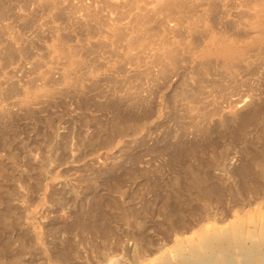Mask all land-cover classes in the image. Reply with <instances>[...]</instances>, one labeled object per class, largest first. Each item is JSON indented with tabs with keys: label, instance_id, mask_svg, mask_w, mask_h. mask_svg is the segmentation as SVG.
<instances>
[{
	"label": "rangeland",
	"instance_id": "374dc122",
	"mask_svg": "<svg viewBox=\"0 0 264 264\" xmlns=\"http://www.w3.org/2000/svg\"><path fill=\"white\" fill-rule=\"evenodd\" d=\"M122 1L0 0V264H264L259 0Z\"/></svg>",
	"mask_w": 264,
	"mask_h": 264
},
{
	"label": "bare ground",
	"instance_id": "6f19581e",
	"mask_svg": "<svg viewBox=\"0 0 264 264\" xmlns=\"http://www.w3.org/2000/svg\"><path fill=\"white\" fill-rule=\"evenodd\" d=\"M47 1V0H46ZM49 1V0H48ZM116 0H104V2L105 3H107V4H113V5H115V4H118L117 2H115ZM122 0H120V2H121ZM131 1V0H130ZM144 1V0H143ZM148 1H150V0H148ZM157 3H159L160 4V2H163L164 3V6H163V11L162 12H164L165 11V15H166V12H168L169 13V15L171 16H173V14H174V16L176 17V12L178 11V9L180 8V6H181V0H155ZM184 1V0H183ZM190 1H192L191 2V4L193 3V1L194 0H190ZM123 2V1H122ZM126 2H127V0H126ZM125 2V3H126ZM226 2V1H225ZM137 3V2H136ZM139 3V2H138ZM136 4L137 6L136 7H139V4ZM145 3V2H144ZM124 4V3H123ZM133 4H135V2L134 3H132L131 5H133ZM150 4H152V2L150 3ZM162 4V3H161ZM195 4V3H194ZM221 4V3H220ZM142 5V4H141ZM147 5H148V3H147ZM154 5H157V4H154ZM87 6V5H86ZM126 6V5H125ZM129 6V5H128ZM133 6H135V5H133ZM149 6V5H148ZM151 6H153V5H151ZM161 6V5H160ZM196 6V5H195ZM156 7H158L159 8V5L158 6H156ZM156 7H153V9L154 8H156ZM184 7V6H183ZM86 8H88V7H86ZM85 8V9H86ZM110 8V7H109ZM132 8V7H131ZM146 8H149V7H146ZM161 8V7H160ZM187 8V7H186ZM191 8H193V7H191ZM152 9V10H153ZM253 9V8H252ZM118 10H120V9H118ZM121 10H123V9H121ZM132 10H133V8H132ZM135 10V9H134ZM151 9H149L148 11H150ZM181 10H184V9H181ZM192 10V9H191ZM95 11V10H94ZM130 11V10H129ZM146 11V10H145ZM180 11V10H179ZM83 12V11H82ZM112 12V11H111ZM85 13V12H84ZM87 13H88V11H87ZM121 13V12H120ZM183 13V12H182ZM182 13H181V16H182ZM90 14V13H89ZM88 14V15H89ZM91 14H94V13H91ZM153 14H154V12H153ZM161 14V13H160ZM179 14V13H178ZM124 15V14H123ZM149 15H150V13H149ZM162 15V14H161ZM186 15V14H185ZM253 15V14H252ZM94 17H95V15H93ZM115 16V15H114ZM160 16V15H159ZM179 16H180V14H179ZM178 16V17H179ZM181 16H180V18H181ZM124 17H126V15L124 16ZM132 20H133V22H134V24L136 25L135 27H134V29H135V34H131L130 32L128 33V34H131L132 36H133V39H132V42H130L131 44H132V46L134 45L135 47H136V49H138L140 52L142 51H144V52H146L145 50L147 49H149V48H151V47H149V45L147 46L146 45V43H144L143 42V40L141 39V38H139L138 37V35L136 34V33H138V30H140V26L142 25V22H143V20H142V15H140V14H133L132 16ZM130 17V18H131ZM156 17V16H155ZM89 18V17H88ZM92 18V17H91ZM149 18V17H148ZM154 18V17H153ZM174 18V17H173ZM99 19V18H98ZM126 19H127V17H126ZM125 19V20H126ZM156 19V18H155ZM158 19V18H157ZM165 20H166V18H164ZM253 19H254V21H253V23H254V28H257L258 30H263L264 29V0H259V2L257 1V3L255 4V6H254V15H253ZM146 20V19H145ZM168 20V19H167ZM178 20H179V18H178ZM131 21V20H130ZM147 21V20H146ZM170 21V20H169ZM126 23V22H125ZM127 23H128V21H127ZM131 23V22H130ZM170 23V22H169ZM147 24V23H146ZM172 24H173V22H172ZM133 25V24H132ZM253 25V24H252ZM130 26V25H129ZM172 26V25H171ZM186 26H187V24H186ZM125 27V26H124ZM127 27H128V25H127ZM126 27V28H127ZM170 27V26H169ZM118 28V27H117ZM126 28H124V30L126 29ZM146 28H147V25H146ZM162 28V27H161ZM168 28V27H167ZM128 29V28H127ZM171 29V28H170ZM169 29V31H171ZM175 29V28H174ZM173 29V30H174ZM181 29V28H180ZM204 29V28H203ZM166 30V29H165ZM115 31V30H114ZM120 31V30H119ZM132 31V30H131ZM168 31V30H167ZM123 32V31H122ZM126 32V31H125ZM115 33V32H114ZM118 34V33H117ZM139 34H142V32L141 33H139ZM143 34H145V33H143ZM148 34V33H147ZM149 34H150V31H149ZM154 34V33H153ZM110 35V34H109ZM122 36V35H121ZM131 36V37H132ZM143 36V35H142ZM128 37V36H127ZM154 37V36H153ZM119 38V37H118ZM128 38H130V35H129V37ZM128 38H127V40H128ZM145 38V37H144ZM151 38V37H150ZM216 38V37H215ZM218 38V37H217ZM146 39V38H145ZM160 39V38H159ZM221 39H223V38H221ZM221 39H213L212 40V45H211V47L209 48V49H207V48H205V49H207L206 50V52H203V54H202V57H208V56H214L215 58H217V59H219L220 61H221V65L224 67V68H229L230 67V65H231V63L232 62H234V61H238V60H241V59H243L244 58V56H246V52H245V49L243 48V47H238L237 45H235V44H231V43H228V42H226V41H224V40H221ZM156 40V39H155ZM227 40V39H226ZM113 41V40H112ZM151 41V40H150ZM153 41H154V39H153ZM153 41H151V42H153ZM161 41V40H160ZM163 41V40H162ZM127 42V41H126ZM164 42H166V41H164ZM172 43V42H171ZM235 43V42H234ZM264 43V40L263 39H258V40H256V42L254 43V44H263ZM122 44V43H121ZM149 44V43H148ZM159 44V43H158ZM161 44V43H160ZM166 44V43H165ZM165 44H161V45H165ZM151 46V45H150ZM149 47V48H148ZM155 47V46H154ZM156 48V47H155ZM158 50H156V54L158 55L157 57V59H159V61H160V58H162V57H170V55L173 53L172 51L173 50H171V48H169V47H167V48H165V47H158L157 48ZM172 49H173V47H172ZM153 50L155 51V49L153 48ZM132 51V50H131ZM60 52V54L61 55H69V54H66L64 51H59ZM64 52V53H63ZM126 52V51H125ZM130 52V51H129ZM152 52V51H151ZM154 53V52H153ZM166 53H167V55H166ZM136 55V54H135ZM70 56V55H69ZM153 59V58H152ZM151 62V61H150ZM72 64L74 65V63H73V61H72ZM160 64V63H159ZM162 64V63H161ZM148 66V65H147ZM39 91V90H38ZM205 91V90H204ZM45 92V91H44ZM42 93V92H41ZM224 94V93H223ZM239 216V215H238ZM247 221L248 222H252V223H257L258 224V227H259V232L260 233H258L260 236H262L263 238H264V233H263V231H264V216L263 215H261V214H255V215H253V216H251L249 219H247ZM232 225V227H231V233H232V235H233V237H235V238H238V237H240V236H242V235H244L245 234V232L243 231V230H241V228H240V226H241V223L240 222H238L237 221V223L235 222L234 224L233 223H231ZM244 224V223H243ZM247 226V225H246ZM254 226V225H253ZM256 226V225H255ZM262 227V228H261ZM257 228V227H256ZM245 229H246V227H245ZM257 230V229H256ZM215 231V230H214ZM199 233V232H198ZM216 232H214V233H210V234H208V233H204V232H200L198 235V237H199V241L194 245L195 247H191L190 249H192V251L195 253V254H198L200 251H201V248H203V245L205 244V241H207V240H209L214 234H215ZM255 233V232H254ZM197 236V235H196ZM252 238V237H251ZM261 240V239H260ZM264 240V239H263ZM187 241V240H186ZM240 242V241H239ZM242 242V241H241ZM236 243V242H235ZM260 243V242H259ZM262 243V242H261ZM237 244V243H236ZM189 245V244H188ZM262 247V246H261ZM175 248H176V250L178 251V252H181V244H176V246H175ZM193 248H195V249H193ZM263 249V248H262ZM263 252V251H262ZM259 256V255H258ZM255 260V259H254ZM256 262V261H255Z\"/></svg>",
	"mask_w": 264,
	"mask_h": 264
}]
</instances>
